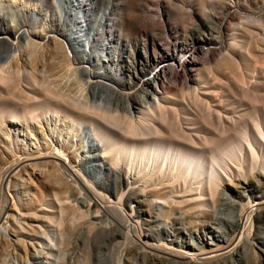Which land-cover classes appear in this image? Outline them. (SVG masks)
<instances>
[{"label": "bare ground", "instance_id": "bare-ground-1", "mask_svg": "<svg viewBox=\"0 0 264 264\" xmlns=\"http://www.w3.org/2000/svg\"><path fill=\"white\" fill-rule=\"evenodd\" d=\"M57 1L62 38L51 40L42 34L48 16L39 3L0 0V241L14 255L6 264H75L72 251L80 236L87 244L101 238L113 246L106 253L100 247L97 264H264V172H253L264 169V36L252 38L257 28L264 33V13L240 19L242 34L230 35L235 12L228 11L218 25L216 8L212 14L191 10L185 15L189 37L181 43L177 23L169 21L179 35L168 42L144 15L145 35L133 34L148 38L131 51L129 70L138 81L118 90L102 78L114 75L111 57L118 61L112 36L121 3L103 0L94 13L88 0ZM120 15L124 30L128 18ZM9 24L15 27L11 37ZM107 33L111 38L101 51ZM223 42L217 64L228 72L221 77L200 69L196 89L177 91L175 81L188 82L189 72L216 52L205 46ZM178 46L184 56L173 68L168 61ZM153 57L161 61L154 65ZM211 78L220 89L214 99ZM238 101L251 111L228 113ZM239 177L245 180L223 187ZM69 182L82 186L80 196L72 198ZM50 194L52 203L46 201ZM9 196L45 208V214L35 212V227L16 220L19 206ZM153 213L156 228L149 218L141 220ZM198 222L204 230L196 238ZM14 239L32 261L19 259ZM83 259L91 264L90 253Z\"/></svg>", "mask_w": 264, "mask_h": 264}, {"label": "rangeland", "instance_id": "rangeland-1", "mask_svg": "<svg viewBox=\"0 0 264 264\" xmlns=\"http://www.w3.org/2000/svg\"><path fill=\"white\" fill-rule=\"evenodd\" d=\"M28 2H37L40 5V10L45 12V15L48 16V24H47V30L45 32H42V34L45 36H50L51 40L53 39V35L59 36L60 38H62V35H60L57 32V26L56 23L59 20V7H58V1L57 0H26ZM114 1V3H121L120 8L115 10V19H117V29L114 32V35L112 36L115 45L117 46V49L119 48V57H118V61L117 58L113 56V58L111 57V65L115 67V71H114V75L111 76V78H102L104 80L105 83L108 84H112L114 89H118V90H128V87L132 86L133 82H137L138 80L136 79V77L133 76V80L131 79V75L132 72H130L129 70L131 69V61H132V55H131V51L134 49V47L141 43V47H143L144 45V40L147 39L148 37L143 36V35H139V38L136 37L135 34H133L134 32H136L137 30H141V33H145V26L142 23V19L141 17H144V15H147L148 17V21L151 20L150 24H154L155 26H153L155 28V32L157 34L162 35L163 39H167V41H175L177 36L179 35V33L177 34L175 29H170V24L169 21H171L172 23L175 22L179 25L181 32L183 33V35L179 38V42L181 43L183 40L187 39L188 33H185V29L186 27H189V21H187V17H185V15H187L188 12H190L191 10H195L196 12H200L202 14H212L213 10L211 8H216V11L219 13H217V21L216 23L219 25L220 21L222 20V18L225 16V14L230 11L231 13H236L237 16H235L233 18V26L231 27V31L228 32V34L233 35L234 33H241V30H238V26L237 24L240 22H244V21H240V19H244V17H246L247 15H259L258 13L263 12L264 13V0H224V3H222L221 0H210L209 3L204 6L203 0H112ZM88 2H92L95 4L96 8H95V12L94 13H99V11L101 10V8L103 7V0H88ZM173 4V5H172ZM241 8L246 9V10H241ZM179 9V10H178ZM123 12L124 13V17L127 19L128 18V23L129 26L128 28L122 30L121 29V19H120V13ZM187 12V13H186ZM30 14V13H29ZM169 14H171L169 16ZM130 16L132 17V19H130ZM260 16V15H259ZM155 17V18H154ZM93 18V15L90 17ZM140 18V20H139ZM131 21V22H130ZM137 21V22H136ZM140 24H139V23ZM30 23V22H28ZM27 23V24H28ZM11 25V26H10ZM225 25V22H224ZM182 26V27H181ZM29 27V26H28ZM0 35H4L2 33L3 27L0 26ZM178 30V29H177ZM261 30V32H260ZM6 31V30H4ZM8 31V35L9 37H11V34L14 33L15 31V27L12 26V24H9V28H7ZM258 33L259 37L256 35ZM257 32L254 33V35H252V38L254 40H259L260 37L264 36L263 30L261 28H257ZM48 33V34H47ZM41 34V35H42ZM242 34V33H241ZM109 33H107L105 36L102 37L98 49H100L102 51V47L104 46L105 43H108V40L106 38H111L110 36L108 37ZM145 35V34H144ZM243 38V37H242ZM228 39V37H227ZM229 41V39H228ZM241 42L243 43V45H247V40L245 38H243L241 40ZM158 44L161 47V50H164V43L160 40H158ZM114 45V44H113ZM112 45V46H113ZM3 46H0V48ZM147 49L151 52L154 53V47L152 45V43H148L147 45ZM179 47V51L178 53L174 54L168 62H170L171 66H173V68H177L178 63H181L180 59L182 56H184V53H182L181 47ZM209 47H213L214 50H216V52L214 53V55L211 57V59L209 61H207V63H203V61H200V65L198 67V70L195 71H190L188 77V82L187 80H183L181 78L177 79L175 81V84L173 85L175 87V89H177V91H181L184 90L186 93L189 90H193L196 89L199 86V82L198 80L199 78V74L198 71L207 69L208 71H210L211 73H214L218 76H223L225 72H228V70H226V67H219L217 64V59L218 57H220V53L221 51H223L224 49V42L222 43V45H218V44H214V45H207L205 46V49H208ZM113 50L115 48H112ZM139 52V51H138ZM138 55H141V57L144 58V52L142 53H138ZM46 58L47 59V65H51L48 66L49 70L50 67L53 66V54L50 53V51H46ZM159 55L162 56V54L160 52H158ZM100 55V53H96V56L94 57V59L96 60V62H98V56ZM191 57L193 60L196 59V56H191V54H189L186 58ZM159 58V57H158ZM154 65L158 64L161 61V58H159L158 60H156L154 57ZM183 61V60H182ZM152 64V66H154ZM182 64V63H181ZM164 64L161 63L160 67L158 68V70H160L162 68ZM151 70V68H148L149 72ZM54 74V73H53ZM96 74H98L96 72ZM157 72L152 74V78L154 77V75H156ZM175 74L173 75L174 78ZM173 78H170V80H173ZM96 79V78H94ZM217 80H215L214 78H211V84H212V91L213 92V99L215 98V94H217L218 92H220L219 89V85L216 82ZM159 87H157V90L159 91V97L163 96V92H164V88L162 83H159ZM165 85L167 86L168 83H165ZM172 85V84H171ZM264 89V88H263ZM261 93H264V90L261 91ZM211 98V97H210ZM214 105H216V102L213 103ZM224 110V108H222ZM137 110V109H136ZM232 112H230V110L228 109V113L230 114H235V115H242V114H247L251 111V108L248 105H245L242 102H234L233 106H232ZM195 113H200L199 110H195ZM138 114V110L135 112ZM47 126V125H45ZM184 126L187 128L188 124H184ZM230 126V125H229ZM74 145L75 148H78L80 146V144L73 142L71 143ZM0 146H3L0 144ZM257 148H259V146H257ZM84 167V164L82 163L80 168L81 171ZM253 172H255V174H260V172H264V169L260 167H258L257 169H255ZM84 174V172H82ZM252 177H248L247 181H251ZM245 180V178L243 177H239L234 179L235 181H225V185L223 187H227L228 186H234V184H237L240 180ZM253 185H257L256 181H251ZM232 184V185H231ZM80 185H77V183L74 182H69L68 185V190H69V194L72 195V198L80 196ZM125 189H129V186H126ZM224 189V188H222ZM256 194H259V192H256ZM54 198V196H52L50 194V196L47 195V199L46 201L50 202V200H52ZM9 200L10 202L13 204H17L19 206V211L17 212L16 216L18 217L16 220H18V222H20L21 224L24 223L23 225L26 226L27 229H32V227L38 224L37 218L35 216V212L37 210H39L40 212L42 211L43 214H45L44 210L42 206L37 205V204H32V205H25L23 203H19V200L17 198V196H15L14 198H10L9 196ZM118 201V199H114V202ZM52 203V202H50ZM255 204V202H252L250 206H253ZM137 203L135 204V207ZM145 208V207H144ZM41 213V214H42ZM151 220L153 222V226L154 228H156V224H159V221H157V217L156 214L153 213L149 216H145L143 218H141V220L143 219H148ZM188 219H190V216H187ZM10 220V218H9ZM10 223H13L12 221H10ZM14 225V223H13ZM180 223H177V226H179ZM203 226L204 224L201 222L196 223V227L193 228L194 231V236L196 238H198V235H201V233L203 232ZM198 227V228H197ZM83 236L78 237L77 239V243H75V247L73 249V255H75V264H84V256L85 253L88 252L91 255L92 261L91 264H97L98 263V259H100V257H102V252L100 251V247H104L106 249V251H103L104 253L109 252L112 250L113 246L109 245L108 243H105L103 239H92L90 241H88V244L85 243V240L82 239ZM11 238H15V236H11ZM26 242V241H24ZM87 244L86 247L85 244ZM11 244L13 247H15L17 254L19 255V259L23 262H27V260L32 261L31 258V254H29V256H27L25 254V251H22V246L19 245L15 239L11 241ZM169 246L171 248H177V245H171L169 244ZM11 250H8V247L5 245L4 242L0 241V263L1 264H6V261L8 260V258H12L14 257L13 253H12V248L9 247ZM173 250V249H172ZM205 252L208 253H212L211 249L209 247H205L204 248ZM152 252L154 253H159L162 252L159 249H155L152 250ZM258 252V249H257ZM218 251H215L213 254H218ZM259 253V252H258Z\"/></svg>", "mask_w": 264, "mask_h": 264}]
</instances>
